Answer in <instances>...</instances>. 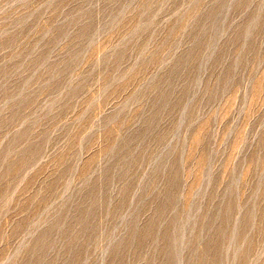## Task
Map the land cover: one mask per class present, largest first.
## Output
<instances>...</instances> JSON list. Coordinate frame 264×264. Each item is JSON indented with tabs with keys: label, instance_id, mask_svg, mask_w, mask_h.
Here are the masks:
<instances>
[{
	"label": "rangeland",
	"instance_id": "obj_1",
	"mask_svg": "<svg viewBox=\"0 0 264 264\" xmlns=\"http://www.w3.org/2000/svg\"><path fill=\"white\" fill-rule=\"evenodd\" d=\"M0 264H264V0H0Z\"/></svg>",
	"mask_w": 264,
	"mask_h": 264
}]
</instances>
